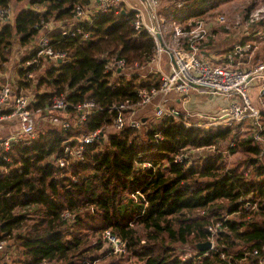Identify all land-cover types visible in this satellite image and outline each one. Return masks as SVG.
Returning <instances> with one entry per match:
<instances>
[{
	"label": "trees",
	"instance_id": "1",
	"mask_svg": "<svg viewBox=\"0 0 264 264\" xmlns=\"http://www.w3.org/2000/svg\"><path fill=\"white\" fill-rule=\"evenodd\" d=\"M203 1L175 8L172 18L178 12L184 20L202 17ZM12 2L26 4L12 13ZM96 2L0 0V9H11L9 21L0 22V68L15 46L27 48L15 93L34 83L33 107L52 111L53 97L61 94L68 104L62 118L50 116L56 127L41 130L38 124L27 143L10 141L7 150L0 145V239L16 253L0 264H221V253L232 261L258 262L253 251L264 246L261 144L253 135L239 138V126H185L180 115L154 118L140 129L112 128L117 112L111 106L136 100L138 89L158 85L159 74L145 80L136 70L129 76L106 71L105 63L116 57L128 66L145 65L156 45L146 29H134L135 10L121 2L101 11ZM76 6L89 7L90 20L74 21ZM50 22L56 23L47 33L50 45L65 57L52 61L35 82L28 74L47 58L26 62ZM260 22L264 26V19ZM247 38L239 44L254 40ZM87 100L96 108L74 124V107ZM65 120L71 124L67 128ZM97 129L103 136L85 144L82 160L68 167L55 163L66 141L76 143L81 134ZM226 143L229 153L243 151L245 161L230 166L221 151ZM205 148V154L190 153ZM180 154L182 160L175 161ZM247 202L255 206L250 213ZM217 222L222 229L212 236L208 227ZM107 230L124 252H114L107 243L102 235ZM210 240L214 249H196ZM183 244L195 247L194 258H180L176 248Z\"/></svg>",
	"mask_w": 264,
	"mask_h": 264
},
{
	"label": "built area",
	"instance_id": "2",
	"mask_svg": "<svg viewBox=\"0 0 264 264\" xmlns=\"http://www.w3.org/2000/svg\"><path fill=\"white\" fill-rule=\"evenodd\" d=\"M122 1L97 0V9L105 11L112 6L120 4ZM170 1L174 8L178 10H181L189 2V0ZM145 2L149 8L148 20L143 11L140 8H136L133 27L136 30L144 28L152 36L156 45V55L166 52L171 56V69L167 72L158 70L160 75L158 85L138 89L136 100L127 99L112 105L111 108L117 112L112 128L116 130H121L125 127L140 129L144 122L137 116L138 111L151 104L152 100L159 95H161V98L153 107L154 117L177 116L176 111L165 106L166 95L173 92L180 96H185L191 88H195L200 92L210 91L229 96L232 101L218 118L206 121L205 124L201 122L192 124L182 118L185 126L195 125L207 128L221 124L230 126L233 122L250 121L255 130L254 139L262 146L260 157L264 158V129L262 123V113L264 112V60L252 63L254 52L258 48L255 42L238 43L231 51L226 53L225 60L220 63L203 59L199 53L200 44L207 40L210 33L207 21L200 17L184 20L181 19V12H178V18H173L170 22L171 40L168 43H164L161 40L162 45H160L156 36L160 35L161 38L163 28L161 25L163 18L159 12L162 0H145ZM10 15V7L0 9V22H8ZM90 15L91 9L89 7L76 6L74 21L90 20ZM215 19L216 24H226L224 15H219L213 20ZM261 19H264V9H257L255 12L250 13L248 22L254 23ZM50 42L51 40L47 33H41L33 45L35 54L26 62V65L34 62L38 63L40 58H47L53 62L61 61L65 57V53L54 51ZM246 65L250 66L246 67ZM104 68L112 73L117 72L127 75L129 69H144V66L138 63L128 66L124 59L112 57L105 63ZM28 77L31 78V74H28ZM252 88H254L253 91L251 90ZM15 89L14 81L7 80L0 85V124L9 122L16 123L18 126L16 134H11L0 141V145L6 150L10 146V141L25 140L27 143L28 139H33L36 135V126L38 125L34 116L43 113V111L45 112V109L32 106L34 102L33 93L27 94L21 91L16 94ZM67 106L65 95L61 94L53 97L49 108L52 111H65ZM74 108L76 113L75 121L73 122L75 124L85 120L87 114L96 106L94 102L87 100L77 104ZM62 125L67 128L71 124L65 120ZM103 133L97 129L87 134H81L76 143L71 144V141H66L63 144L61 156L55 163L60 167H68L74 162L82 160L85 144L99 140ZM182 158V154L175 155L174 160L181 161ZM4 160L7 161V158H4ZM143 166L150 167V163H144ZM244 207L249 213L255 209V206L249 202L245 203ZM221 229L220 222L213 223L208 227L212 236L217 231H221ZM102 235L114 249V252H124L123 244L115 235L108 230ZM210 242L211 248L209 250L214 249V241L210 240ZM6 244L7 240L1 238L0 252L5 250ZM253 255L260 256V260L258 262H249L247 257H243L240 260L232 261L231 257L221 253L220 258L223 260L221 264H264V246L260 249H255Z\"/></svg>",
	"mask_w": 264,
	"mask_h": 264
},
{
	"label": "crops",
	"instance_id": "3",
	"mask_svg": "<svg viewBox=\"0 0 264 264\" xmlns=\"http://www.w3.org/2000/svg\"><path fill=\"white\" fill-rule=\"evenodd\" d=\"M193 1L194 0H189V2H193ZM122 2L124 3L125 7L129 10H135L136 8H140L148 20L149 8L147 7L145 0H123ZM169 6L171 7L168 8ZM213 7H211V5H207L204 3L202 4L201 11L204 10L205 12L203 16L200 18H204L207 21L208 23L207 26L209 27L210 33L207 40L203 41L200 44L199 54L203 59L209 60L214 63H220L223 62V60H225L226 52H228L232 47L237 45L244 38L249 37L250 34L247 33L245 35H238L234 33L233 29L231 28L228 31H224L219 29V27L221 26L219 24L211 25L210 20L212 18L206 16H209L210 13L213 10H215ZM174 10L175 8L170 0H162L159 12L163 18V21L161 23V25L163 26L161 32V40L164 43H168L171 40L170 22L173 19L172 13L174 12ZM55 24L56 23L53 22L48 23L42 30V33L44 34L50 32L56 26ZM228 27L229 26H226V28ZM167 32H170V34L167 35ZM254 36L255 35H253V37ZM254 41L255 40H253V42ZM153 58H152L153 61L151 60L149 63L143 65L146 71H140L144 69H136L135 71V72H139L141 77L142 78L144 77L145 80L148 78L149 75L154 74L153 72H157V74H159L158 70L167 72L171 69L172 58L168 53L163 52L160 53L159 55L155 54ZM17 68L15 69L16 73H17ZM16 73H13L11 71L10 73H5V74L0 73V85L6 82L7 80L14 81V79L17 76ZM31 78H33V75H31ZM32 88H34V85ZM188 93L185 96H183V98H181V96H176L173 93H171L168 96L169 100H167L165 106L173 109L174 111L177 112L178 115H180L181 118L190 121L192 124L200 123V122L205 124L206 121H210L211 119L218 118L222 114V111L226 107H229L232 101V99L229 98L228 96H224L216 93L203 94L194 89H191ZM159 100H160L159 97L156 96L152 100L151 104L147 105L145 108H141L138 111L137 116H139L144 123H146L147 121H151L155 118L153 114L154 113L153 107L154 104H156ZM14 124L16 126H14L13 129L14 131L15 130L17 131L18 129L17 124L16 123ZM37 124H39V120L37 121Z\"/></svg>",
	"mask_w": 264,
	"mask_h": 264
},
{
	"label": "rangeland",
	"instance_id": "4",
	"mask_svg": "<svg viewBox=\"0 0 264 264\" xmlns=\"http://www.w3.org/2000/svg\"><path fill=\"white\" fill-rule=\"evenodd\" d=\"M218 1L219 0H207V1L205 0L202 2L204 4L211 5V6L214 5L215 3H217L213 7L215 10H213L209 16H206V17L212 18L210 20L211 25H215L217 23L216 19L213 20L214 18L217 17V15L218 16L224 15L226 18V24L220 23L219 25H221V26L219 27V29L224 30V31H228L231 28V29H233V32L238 34V35H245V34L249 33L250 36L247 39H251V37H252L255 40L254 41L255 45L258 46V48L254 52V56H253L254 59H253L252 63L254 64V63L259 62L260 60L264 59V26L260 22L263 19L256 21L254 23L248 22L250 12L251 13L255 12L257 9H264V0H222L220 2H218ZM25 4H26V2H22V3H18V4L12 2V4H11L12 9H13L12 13H15L20 7L24 6ZM226 26H229V27L226 28ZM253 31H254V33H253ZM168 34H170V32H167V35ZM253 35H255V36L253 37ZM232 48L229 51H231ZM228 52H226V53H228ZM10 54L11 55L8 59L6 67L3 69L0 68L1 74L10 73V71L13 73H16L15 69L18 67V65L20 63L19 60L22 57L26 56L27 48L22 49L20 46H15L12 49V52ZM51 62L52 61L50 59H46L45 61H43V63H44L43 67L38 69L36 72H34L33 78H30V79H34V81L36 82L38 80V78L41 75H43L44 70L49 65L52 64ZM249 66L250 65H246V67H249ZM133 71H134V69H129L127 76H129L130 73H132ZM140 71H146V69L140 70ZM153 73L157 74V72H153ZM158 76L160 78V75H158ZM143 79H144V77H143ZM33 85H34V83L29 88H27L26 90H21V91L25 92L27 94H31L32 92H34V89L32 88ZM191 89H194V90L200 92L199 90H197L195 88H191ZM41 90H47V89L43 86V87H41ZM251 90L253 91L254 88H252ZM171 93H173V92H170L166 95L165 104H166L167 100H169L168 96ZM200 93L206 94V93H215V92L203 91ZM173 94L176 96H180V95L175 94V93H173ZM216 94H219V93H216ZM220 95H223V94H220ZM224 96H226V95H224ZM158 97L160 99L161 95H159ZM181 98H183V96H181ZM145 107H143V108H145ZM58 112L47 111V112H43L41 114H36L35 116L33 115L34 119L36 121L39 120V124H40L39 129L46 130V129L56 127L55 124L51 121L52 116L54 118V116L57 115V117L62 118L61 115L64 114V111H58ZM50 116H51V118H50ZM262 123H263V129H264V119H262ZM14 126H16L14 123H6V122L3 123L2 125H0V140L9 137L11 134H16V130L14 131V129H13ZM145 126H148V125H146V123H144L141 127H145ZM232 126H235V127L239 126L238 129H236V133H237V135H239V138H248L252 135L254 137L255 130L253 129L250 121L246 120V121H240V122H233ZM17 128H18V126H17ZM226 148H228V143L224 144L221 147V149H222L221 151L225 152L226 162H228V164L230 166H236L238 164H241L247 158V155L243 151H237L236 153H229L228 150H226ZM207 150L208 149H206V148L203 149L202 151L193 150L190 153L198 154L201 152V153L205 154L208 152ZM8 243H12V241L10 239H8ZM106 246H108V245L106 244ZM176 251H177V253H179V256L181 259H186V260L189 258H194L192 256L196 253L195 247H193L190 244L178 245L176 248ZM14 255H16L15 250L12 252L11 249L5 248L4 251L0 252V263L3 261H10L12 258L15 257Z\"/></svg>",
	"mask_w": 264,
	"mask_h": 264
},
{
	"label": "water",
	"instance_id": "5",
	"mask_svg": "<svg viewBox=\"0 0 264 264\" xmlns=\"http://www.w3.org/2000/svg\"><path fill=\"white\" fill-rule=\"evenodd\" d=\"M156 38L159 41L160 45H162L160 35H157ZM195 247L199 251H206V250H209L211 248V242L210 241H205L203 243L196 244Z\"/></svg>",
	"mask_w": 264,
	"mask_h": 264
}]
</instances>
